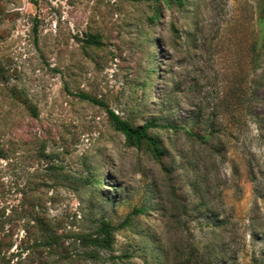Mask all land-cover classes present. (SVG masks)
I'll use <instances>...</instances> for the list:
<instances>
[{
  "label": "rangeland",
  "instance_id": "1",
  "mask_svg": "<svg viewBox=\"0 0 264 264\" xmlns=\"http://www.w3.org/2000/svg\"><path fill=\"white\" fill-rule=\"evenodd\" d=\"M263 2L0 0V216L25 197L76 226L142 207L106 263L78 264H264ZM79 93L170 127L129 147Z\"/></svg>",
  "mask_w": 264,
  "mask_h": 264
},
{
  "label": "trees",
  "instance_id": "2",
  "mask_svg": "<svg viewBox=\"0 0 264 264\" xmlns=\"http://www.w3.org/2000/svg\"><path fill=\"white\" fill-rule=\"evenodd\" d=\"M127 1L158 2L160 0ZM259 13L257 21L261 27L264 24V2L260 5ZM85 42L89 45L99 44L98 40L91 35ZM77 96L81 100L103 108L111 126L123 135L125 143L129 147L140 148L143 144L155 147L156 143L148 135V131L170 127V125H160L154 121L134 126L130 120L122 118L112 111L104 101L84 93H79ZM232 123L229 122V127ZM188 133L201 138L189 131ZM259 139L264 154V133L259 134ZM97 184L100 185V181ZM17 207L18 209L14 210L11 215L0 216V256L9 253L15 246L13 241V237L16 235L15 231L18 228L23 231V235L15 247L17 252L10 253L18 258L15 264H48L46 256L67 259L69 264H78L82 259L87 263H106L113 256L115 233L121 229L130 228L133 216L144 214L142 207L135 208L122 222L115 225L104 217L86 221L85 214L82 212L78 222L85 223V225L76 226L74 221H66L63 218L50 219L45 208L33 197H25L23 203L21 202ZM23 254L25 257L22 258ZM105 256H109V259ZM61 259L59 260L62 261Z\"/></svg>",
  "mask_w": 264,
  "mask_h": 264
}]
</instances>
